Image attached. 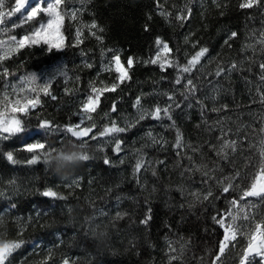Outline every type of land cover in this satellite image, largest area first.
I'll use <instances>...</instances> for the list:
<instances>
[{
  "label": "trees",
  "instance_id": "trees-1",
  "mask_svg": "<svg viewBox=\"0 0 264 264\" xmlns=\"http://www.w3.org/2000/svg\"><path fill=\"white\" fill-rule=\"evenodd\" d=\"M242 2L63 0L60 47L26 44L0 60V99L45 83L51 93L21 117L24 132L0 138V241H23L8 264H240L264 221L262 200L220 254L217 221L242 200L264 152V0ZM24 18L6 17L0 40L29 35L45 14ZM163 44L169 51L158 58ZM116 54L124 67L134 58L130 78L82 113L93 86L119 83ZM77 124L95 130L74 140L65 128ZM113 124L125 130L101 135ZM35 143L45 147L28 152Z\"/></svg>",
  "mask_w": 264,
  "mask_h": 264
},
{
  "label": "snow or ice",
  "instance_id": "snow-or-ice-1",
  "mask_svg": "<svg viewBox=\"0 0 264 264\" xmlns=\"http://www.w3.org/2000/svg\"><path fill=\"white\" fill-rule=\"evenodd\" d=\"M256 2L257 0H244V2L240 4V7L251 8L256 4ZM62 3L63 0H54L53 3H48L47 7H43L40 4H36L35 6H33L30 0H15V5L8 8L7 11H4L3 9L6 7V5L4 4V0H0V25L6 23V17L10 18L17 13H26V16L24 18L25 22L35 19L40 13H46L50 17L46 25L42 24L39 28L35 29L30 35H25L21 37L18 41L15 36L10 37V39L12 41H17V46L20 48L24 47L26 44H39L41 41L46 44H49L50 47H59L58 44H53L52 40L50 39V36L53 32L59 33L60 26L64 20V15L59 10ZM29 8L30 11L28 10ZM92 27L95 28L97 27V25L93 23ZM232 35L235 36L236 33H232ZM156 43L160 45L163 42L157 39ZM163 51L165 53L169 51L167 44H163ZM207 51V49H201L199 52H197L196 55L193 56L191 60H189V66L191 67L199 63L200 58L204 56ZM5 58V56H0V60H3ZM112 60L115 63V72L118 74L117 80L119 81V83H112L110 87L105 86L102 89H97L95 86H93L91 91L94 95L87 96L86 101L81 105L82 113L90 114L92 112H95L103 93L116 91V89L119 87V84H122L125 80L130 78L129 69H131L134 64V58H128L127 67L123 66L120 56L118 54L113 55ZM151 63L155 64L157 63V60L153 59ZM163 67L164 65L161 64V68ZM190 67H185L183 71L188 72L190 70ZM4 75H8L7 69H5ZM35 79V77L32 78L33 82L35 81ZM177 83H179V80L177 81ZM189 84H191V81H189ZM21 91H24V89L21 88ZM29 91L34 92L36 94L32 96L25 95L23 96V98H18L13 101L8 97L7 93H5L3 99H0V138L8 139L11 136L24 132L25 129L21 117L28 115L33 109H35L38 105L41 104V92L45 96L51 95V93L49 92V85L47 83L43 85H38L36 88H31L29 89ZM52 99H55V97L53 96ZM136 103H140V98H137ZM113 110H115V106H113ZM164 111L166 113L167 109H165ZM160 112L161 110L157 108L155 112L152 113V115L158 118ZM89 119H91L90 116ZM81 122H83V117L81 118ZM40 127H50V123L48 121H42ZM79 128V125H72L67 128V131L71 132L73 136L77 137L86 136L91 131V128L77 130ZM124 130L125 129L116 127L115 124H113L112 127L105 128L101 135H106L113 132H122ZM179 141L180 136L178 134L177 146H179ZM44 147L45 145L41 143L27 144L26 150L28 152H33L34 150L42 149ZM116 150H119V143H117L116 145ZM261 157V167L254 174V178L251 185L244 189L243 194L240 197V199L242 200L247 197H259L260 199L264 200V152L261 153ZM7 158L10 161H13L12 153H8ZM81 158L87 159L86 156ZM66 159H71V157H66ZM35 160L36 157L34 156L33 159L29 161V163H34ZM105 163L107 164L109 163V161L105 160ZM140 167V163H137V170H139ZM223 191L228 192L229 187H224ZM43 195L49 197H56L57 193L48 190L45 191ZM209 195H211V193H209ZM205 199H207V197H205ZM237 203L238 202L236 200L232 201L233 205H236ZM235 219L236 217H233V220ZM244 219H248V217L245 216ZM144 222L146 223V221ZM217 222L220 223L221 226L224 228V239L220 242V254L222 255L225 249L231 243V241L237 239V236L239 234V226L234 223L228 224L223 219L218 220ZM22 243L23 241L20 240L0 241V264H8L9 257L16 249L21 246ZM252 256L261 257V261H258L257 264H264V221L257 223L255 225L254 230L250 231L247 246L243 249V252L240 256V264H251L249 257ZM217 261H219V256H217ZM64 264H68V261L65 260Z\"/></svg>",
  "mask_w": 264,
  "mask_h": 264
},
{
  "label": "rangeland",
  "instance_id": "rangeland-1",
  "mask_svg": "<svg viewBox=\"0 0 264 264\" xmlns=\"http://www.w3.org/2000/svg\"><path fill=\"white\" fill-rule=\"evenodd\" d=\"M38 1L39 0H30L31 3L35 2V4L33 6H35L36 4H39ZM47 5H48V3L43 7H47ZM28 10L30 11V8ZM22 14L24 16H26V13H22ZM44 14H45V21L43 23H41L37 28H39L42 24L46 25L47 21L50 19V17L46 13H44ZM50 39L52 40L53 44H58L60 47L63 43L61 28L59 29V33L53 32L52 35L50 36ZM18 40L19 39H17V41ZM17 41H12L11 39H9V40H2L1 39L0 42H3V43H0V56L9 55L16 47H18ZM41 42H43V41H41ZM52 47H55V46H52ZM158 53H159L158 58L163 57V56L165 57L166 53L163 51V46H160ZM113 67L115 69V63L113 64ZM19 98H23V97H19ZM77 125L80 126V124H77ZM68 127H70V126H67L65 128V132H67ZM82 129L83 128L80 126V128L77 130H82ZM261 201H262V199H260L259 197H247L243 200H240L236 205H232V208L230 209L229 213L225 216L224 221L228 224L234 223V224L238 225L239 228H242V226H244L247 223H249L250 221H252V218H254V216H255L257 206ZM245 216H247L248 219H244ZM233 217H236V219L233 220ZM231 243H232V241H231Z\"/></svg>",
  "mask_w": 264,
  "mask_h": 264
},
{
  "label": "water",
  "instance_id": "water-1",
  "mask_svg": "<svg viewBox=\"0 0 264 264\" xmlns=\"http://www.w3.org/2000/svg\"><path fill=\"white\" fill-rule=\"evenodd\" d=\"M94 130H95L94 128H91V131L86 136H80V137L73 136L71 132H69V135L75 140H84V139H87L94 132Z\"/></svg>",
  "mask_w": 264,
  "mask_h": 264
}]
</instances>
